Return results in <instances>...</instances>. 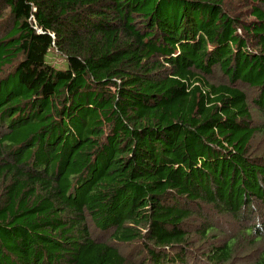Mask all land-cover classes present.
Returning a JSON list of instances; mask_svg holds the SVG:
<instances>
[{"label":"trees","instance_id":"16d2710c","mask_svg":"<svg viewBox=\"0 0 264 264\" xmlns=\"http://www.w3.org/2000/svg\"><path fill=\"white\" fill-rule=\"evenodd\" d=\"M5 19L0 264H264V0H0Z\"/></svg>","mask_w":264,"mask_h":264},{"label":"rangeland","instance_id":"374dc122","mask_svg":"<svg viewBox=\"0 0 264 264\" xmlns=\"http://www.w3.org/2000/svg\"><path fill=\"white\" fill-rule=\"evenodd\" d=\"M10 27V21H8L7 19L3 20V21H0V36H2L5 31H7V29ZM49 60L51 61V63H53L54 65H57L59 67H64V58L61 57V56H58V55H54V54H51V56L49 57ZM220 76V73L218 71H214V78ZM222 80H226V79H223ZM262 115L257 112V111H254V119H255V125L258 126L260 124H262L264 122V118H261ZM261 144V145H260ZM255 145L256 146H264V138L259 140V141H256L255 142ZM210 213H208V217L210 216L211 218H214L215 219V222L217 225L219 226H222L224 225L223 223H228L227 221H229V219H227L225 216H219L218 214H215L213 211H209ZM195 223L192 224V225H188V226H193V229L194 228H197L200 224V221H197V220H194ZM232 225H236L235 222H230ZM230 225V224H229ZM92 234L93 236L96 238V239H101V240H104V241H108L110 243H113L114 241H109L110 238H111V232H104V231H99L97 230V228L95 227H92ZM210 242L208 241V243H204L202 245V247H207L208 244ZM117 247H119L121 249V251L127 255V256H132L134 258H136V254L135 253V250H138L139 247L141 246L140 244H135V245H127V244H122V243H116ZM197 259L194 260V262L192 264H208L206 261L203 260V258H201L199 255L197 257H195ZM243 261H245L244 259L238 261V264H241Z\"/></svg>","mask_w":264,"mask_h":264}]
</instances>
